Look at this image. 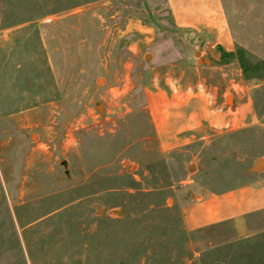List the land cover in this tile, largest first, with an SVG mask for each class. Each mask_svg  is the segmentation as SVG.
Wrapping results in <instances>:
<instances>
[{"label":"rangeland","instance_id":"374dc122","mask_svg":"<svg viewBox=\"0 0 264 264\" xmlns=\"http://www.w3.org/2000/svg\"><path fill=\"white\" fill-rule=\"evenodd\" d=\"M221 1L230 46L167 0H0V264H264V211L183 218L264 171V0Z\"/></svg>","mask_w":264,"mask_h":264},{"label":"crops","instance_id":"0c3cea01","mask_svg":"<svg viewBox=\"0 0 264 264\" xmlns=\"http://www.w3.org/2000/svg\"><path fill=\"white\" fill-rule=\"evenodd\" d=\"M167 4L178 26L212 32L219 42L230 46L221 0H167ZM179 120L181 129L192 127L186 113L180 114ZM255 174L259 175L247 184L185 204L182 211L186 227L197 229L227 221L245 226L249 215L264 211V171Z\"/></svg>","mask_w":264,"mask_h":264},{"label":"trees","instance_id":"16d2710c","mask_svg":"<svg viewBox=\"0 0 264 264\" xmlns=\"http://www.w3.org/2000/svg\"><path fill=\"white\" fill-rule=\"evenodd\" d=\"M236 56L239 58V62L243 67V69L245 70V72H255L259 70L261 67L259 64H250L246 59L242 50H238L237 52L226 51V50L222 51L223 58H234Z\"/></svg>","mask_w":264,"mask_h":264},{"label":"water","instance_id":"95a60500","mask_svg":"<svg viewBox=\"0 0 264 264\" xmlns=\"http://www.w3.org/2000/svg\"><path fill=\"white\" fill-rule=\"evenodd\" d=\"M204 61H208L207 58H205ZM62 164L66 165L67 160H63ZM263 166H264V157H259L255 161V163L249 168V171L252 173L258 172L259 170L263 168ZM188 168L191 170L194 168V165H189ZM99 211H102V210L100 209Z\"/></svg>","mask_w":264,"mask_h":264},{"label":"bare ground","instance_id":"6f19581e","mask_svg":"<svg viewBox=\"0 0 264 264\" xmlns=\"http://www.w3.org/2000/svg\"><path fill=\"white\" fill-rule=\"evenodd\" d=\"M229 100L231 101V97H229ZM99 107V106H98ZM101 107H102V104H101V106L99 107L100 109H101Z\"/></svg>","mask_w":264,"mask_h":264}]
</instances>
